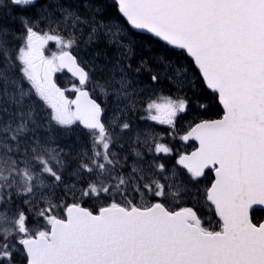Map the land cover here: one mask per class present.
Segmentation results:
<instances>
[{
	"label": "snow or ice",
	"instance_id": "1",
	"mask_svg": "<svg viewBox=\"0 0 264 264\" xmlns=\"http://www.w3.org/2000/svg\"><path fill=\"white\" fill-rule=\"evenodd\" d=\"M256 211L264 0H0V264H264Z\"/></svg>",
	"mask_w": 264,
	"mask_h": 264
},
{
	"label": "trees",
	"instance_id": "2",
	"mask_svg": "<svg viewBox=\"0 0 264 264\" xmlns=\"http://www.w3.org/2000/svg\"><path fill=\"white\" fill-rule=\"evenodd\" d=\"M253 215L254 217H262V213L259 211L255 212Z\"/></svg>",
	"mask_w": 264,
	"mask_h": 264
},
{
	"label": "rangeland",
	"instance_id": "3",
	"mask_svg": "<svg viewBox=\"0 0 264 264\" xmlns=\"http://www.w3.org/2000/svg\"><path fill=\"white\" fill-rule=\"evenodd\" d=\"M185 148H188V149H194V146H191V145H187V147H185Z\"/></svg>",
	"mask_w": 264,
	"mask_h": 264
}]
</instances>
